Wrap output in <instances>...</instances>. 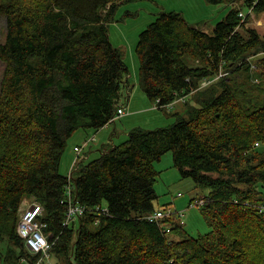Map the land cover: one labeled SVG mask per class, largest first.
Returning a JSON list of instances; mask_svg holds the SVG:
<instances>
[{
	"label": "trees",
	"instance_id": "1",
	"mask_svg": "<svg viewBox=\"0 0 264 264\" xmlns=\"http://www.w3.org/2000/svg\"><path fill=\"white\" fill-rule=\"evenodd\" d=\"M130 1L0 0V239L33 263L16 228L20 205L35 197L65 264H264V34L249 16L243 21L240 0H206L232 6L211 33L180 12H161L136 45L139 82L161 104L197 89L185 112L167 126L133 128L71 177L61 172L73 135L105 127L123 104L130 69L108 24ZM243 5L264 13V0ZM221 63L230 75L198 89ZM167 152L182 178L210 188L201 207L212 230L204 235L175 217L146 219L158 200L155 163ZM70 185L88 211L65 226ZM103 204L109 213L97 223Z\"/></svg>",
	"mask_w": 264,
	"mask_h": 264
},
{
	"label": "rangeland",
	"instance_id": "2",
	"mask_svg": "<svg viewBox=\"0 0 264 264\" xmlns=\"http://www.w3.org/2000/svg\"><path fill=\"white\" fill-rule=\"evenodd\" d=\"M236 8L241 7L243 11L248 9L243 5V0L234 4ZM232 8L230 5H210L206 0H133L120 4L114 17L109 22V35L112 43L123 50L124 60L130 69L129 81L131 88L129 91L123 90L122 103L126 107L128 114L118 117L112 125V129L106 135V140H109L111 133L116 128H121L128 120H134L143 128H158L174 123L176 114L185 112V104L176 103L173 110L167 108H155V105L146 96L139 82V59L136 54V45L139 40L140 33L145 30L161 12H180L185 13L190 21H196V25L205 27L207 32L211 33L214 26L222 21L227 12ZM6 15L0 14V45L6 40L7 19ZM187 19V18H186ZM249 26L256 27L258 31L264 34V22L260 21L259 16L255 15L250 18ZM262 19V18H261ZM5 71V63L0 59V83ZM151 105V106H150ZM182 105L184 108L182 109ZM150 106L147 111L141 109ZM138 110V112L129 111ZM131 114V117H125ZM137 124V125H138ZM100 130V129H99ZM99 130H78L73 137L68 141L66 150L61 162V172L69 176V170L65 169V161L67 156L71 154L75 144L83 145L90 137L89 131L98 133ZM87 138V139H86ZM103 138V137H102ZM116 145L122 144L128 139L126 133H119L113 136ZM97 142H90L85 149L93 152L88 159L93 160L99 157L101 146H93ZM93 143V145H92ZM107 144V142H106ZM111 144V143H110ZM92 145V146H91ZM113 145V144H112ZM95 148V149H94ZM84 149V151H85ZM99 149V150H98ZM155 167L160 171L155 183V189L158 194V200L155 202L156 209L171 207L174 210L185 213L182 219L184 229L187 233L196 236H201L212 230V226L208 224L206 215L199 201L209 194L210 188L202 189L195 185L192 178H182L180 172L174 166L172 152H167L162 158L155 163ZM192 203V204H191ZM170 237L180 238V236L170 233ZM21 247L11 243L7 236L0 239V264H28L18 259ZM49 264H65L64 256L58 253L55 249L51 251V260Z\"/></svg>",
	"mask_w": 264,
	"mask_h": 264
},
{
	"label": "built area",
	"instance_id": "3",
	"mask_svg": "<svg viewBox=\"0 0 264 264\" xmlns=\"http://www.w3.org/2000/svg\"><path fill=\"white\" fill-rule=\"evenodd\" d=\"M255 15L256 13L254 11V7L249 8L247 11L242 10L240 12V16L243 21L248 16L249 18H253ZM228 75H230L229 70L225 68L224 63H221L219 65V69L216 71L214 76H206L201 80V84L198 89L208 87L214 84L216 81L228 77ZM196 92L197 89H193L187 95L178 96L174 101L168 104H161V100L157 99L154 102L155 108H167L169 110H173L175 108L176 103L185 104L189 96L193 95ZM126 114H128L126 107L121 105L118 108L117 115L112 119V121ZM93 141H95V136L90 137L83 145H78L74 148V151L76 153V158L73 162L74 167L76 165L78 167V161L80 160L82 152L89 145V143ZM69 176H72V172ZM72 189L73 187L72 185H70L67 191V198L65 199L68 207L66 220L64 222L65 226L75 222L79 217H81L88 211V208L85 205L81 204L78 200L74 198ZM198 203L199 205L205 204V198H202ZM20 206V216L17 223L16 231L18 235L22 238L29 254L35 257L33 263H29L27 257L22 258V260L28 262L29 264H47L48 261L51 260V251L58 238L51 240L49 234L45 232L48 228V223L42 220L41 218L44 215L45 211L44 205L35 197H26L22 205ZM94 211L98 215V217L96 218V222L98 223L100 221V215H107L109 213V208L107 205L103 204L96 206ZM166 217H175L182 222V219L185 217V213L183 210L179 212L177 210L172 209L171 207H165L163 209H156L153 212L149 213L146 216V219L151 222L160 223L161 220L165 219ZM163 227L164 232H171V227L166 225H163Z\"/></svg>",
	"mask_w": 264,
	"mask_h": 264
},
{
	"label": "crops",
	"instance_id": "4",
	"mask_svg": "<svg viewBox=\"0 0 264 264\" xmlns=\"http://www.w3.org/2000/svg\"><path fill=\"white\" fill-rule=\"evenodd\" d=\"M186 18H187V20L192 24V25H194V26H197V27H201V26H198V25H196V21H190V18H188L187 16H186V14L183 12L182 13ZM259 16V18H260V20H258L257 22H260V21H263L264 22V13H262V14H260V15H258ZM262 18V19H261ZM202 28H205V27H202ZM205 30H207V29H205ZM132 86H131V84L129 83V87H127V88H125L126 89V91H129L130 90V88H131ZM152 102V101H151ZM151 106V105H150ZM150 106H148V107H146V108H143V109H141L142 111H147V110H149L151 107ZM184 108V105H182V109ZM129 111H131L130 109H129ZM134 113V112H138V110H133V111H131V113ZM129 113V112H128ZM125 117H129V119L130 118H132L131 117V114H129L128 116H125ZM116 122V119L114 120V121H111V122H109L105 127H103V128H101L99 131H98V133H93V131H89L88 133H90L88 136H87V138L88 137H92V136H95V141L97 140V142L98 141H100L98 144H96V145H93V143H92V145L95 147V146H101L102 148L101 149H104L105 147H109L110 145H115L116 143H115V140H114V138H113V136H117L119 133H126V136H128V133L133 129V128H135V127H141L137 122H135L134 120H128L127 122H126V124H124V125H122L121 127H122V130H121V128H117V126H116V128L113 130V133H111V135H110V137H109V140H106V135H107V133H109L110 132V130L112 129V125L114 124ZM138 124V125H137ZM151 129H153V128H151ZM103 137V138H102ZM86 138V139H87ZM94 142V141H93ZM106 142H107V144H106ZM111 143V144H110ZM79 144H75L74 146H73V150H72V152H71V154L70 155H68L67 156V159H66V161H65V169L68 171L69 170V174L73 171V170H75L76 168H77V165L74 167V161H75V158H76V153H75V151H74V148L76 147V146H78ZM91 145V146H92ZM95 149V148H94ZM100 149V150H101ZM90 150H92V148L90 147L89 149H85V151H83L82 152V154H81V157H80V160L78 161V162H81L83 159H89V157L91 156V155H93V152H91V153H89V151ZM99 150V149H98ZM99 150V151H100ZM21 261L22 262H24V263H28V262H26V261H23L22 259H21ZM29 264V263H28ZM47 264H49V263H47Z\"/></svg>",
	"mask_w": 264,
	"mask_h": 264
},
{
	"label": "bare ground",
	"instance_id": "5",
	"mask_svg": "<svg viewBox=\"0 0 264 264\" xmlns=\"http://www.w3.org/2000/svg\"><path fill=\"white\" fill-rule=\"evenodd\" d=\"M249 60H252V68H255V67H256V64H255L254 60H253L252 58H249ZM253 66H254V67H253ZM229 73H230V71H229ZM263 206H264V205L261 206L262 209H263ZM263 210H264V209H263Z\"/></svg>",
	"mask_w": 264,
	"mask_h": 264
}]
</instances>
